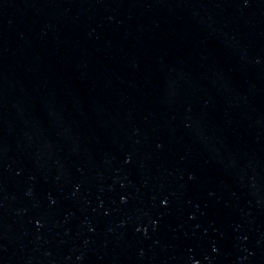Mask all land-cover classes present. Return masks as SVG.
<instances>
[{
	"label": "water",
	"instance_id": "1",
	"mask_svg": "<svg viewBox=\"0 0 264 264\" xmlns=\"http://www.w3.org/2000/svg\"><path fill=\"white\" fill-rule=\"evenodd\" d=\"M0 264H264V0H0Z\"/></svg>",
	"mask_w": 264,
	"mask_h": 264
}]
</instances>
